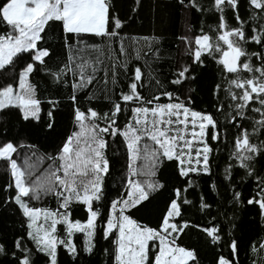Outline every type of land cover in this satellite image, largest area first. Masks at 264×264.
I'll list each match as a JSON object with an SVG mask.
<instances>
[{
  "label": "snow or ice",
  "instance_id": "6c2138e0",
  "mask_svg": "<svg viewBox=\"0 0 264 264\" xmlns=\"http://www.w3.org/2000/svg\"><path fill=\"white\" fill-rule=\"evenodd\" d=\"M178 2L189 10L218 13L216 26L210 29L215 36L202 28L194 42L182 37L191 63L175 72L169 81L171 91L153 77L158 94L146 97L140 91L145 87V71L139 65H130L133 60L159 52L153 47L159 38L144 37L146 51L133 46L139 41L126 43L131 38L121 36L125 21L118 13L113 14L111 0H0V80L5 81L0 83V114L17 109L24 121L45 136L57 134L64 116L74 128L64 134L52 155L37 157L32 144L17 146L11 140L0 143V162L6 163L10 175L0 189L7 193L0 203L14 204L26 225V237L15 239L12 249L0 243V256L8 264H59L61 248L73 262H78L84 255H95L98 235L106 241L115 236L113 247L104 249L110 264H200L195 249L178 243L189 229L200 227L185 216L193 201L184 193L194 190L195 179L212 175L214 148L233 137L231 162L223 179L231 183L234 173L243 169L245 176L255 179V190L247 198L234 190L231 203L233 207L246 204L257 208L258 215L264 218V174L258 168L264 161V0H243L249 9L248 20L240 15L241 0H211L208 7L201 0ZM53 24L61 26L56 42L67 50L66 60L55 70L49 66L55 54L45 39ZM97 37L99 43L94 42ZM256 46L259 50H249ZM208 57L230 76L223 88L229 100L227 112L220 100L219 83L212 91L217 100L215 114L191 107L194 89L181 99L179 89L174 87L194 81L192 65L202 66ZM145 67L149 69L147 75L152 76L154 69L147 60ZM40 73L50 78L57 90L68 93L66 101L49 98L44 109L45 102L31 83ZM121 77L128 81L123 88ZM90 87L101 95L97 96ZM81 96L89 105L97 99L107 100L108 111L91 106L82 109ZM161 97L167 102H161ZM249 110L260 117L252 118L251 132L243 123L250 119ZM125 112H130V116L125 117ZM219 114L223 120L217 119ZM121 118L126 120L123 125ZM109 137L122 138L127 155L126 175L121 178L124 190H117L115 198L107 191V178L111 175L106 154ZM24 148L31 156L25 155L20 163L14 154L19 156L18 149ZM33 157L41 166L51 161L40 175L36 174L39 167L31 162ZM166 161L173 162L178 180L187 187H173L153 227L134 218L133 212L146 208L153 195L165 188L158 173ZM140 176L148 179H137ZM211 187L215 190L217 182ZM48 196L56 200V209L31 206L32 201ZM105 201L110 203L102 215ZM199 204V211L211 208L203 197ZM77 205L84 208L85 221L74 218L73 208ZM216 219L212 217L213 221ZM58 226H63V235ZM200 230L214 245L227 249L217 253L214 264H239L240 244L232 233H225L224 227L217 224ZM78 233L84 237L79 246L74 241ZM259 249L264 251V242ZM252 251H257L255 246ZM85 264L90 262L85 260Z\"/></svg>",
  "mask_w": 264,
  "mask_h": 264
},
{
  "label": "trees",
  "instance_id": "16d2710c",
  "mask_svg": "<svg viewBox=\"0 0 264 264\" xmlns=\"http://www.w3.org/2000/svg\"><path fill=\"white\" fill-rule=\"evenodd\" d=\"M210 2L211 0H201V3L205 7H208ZM185 3H187V0H185ZM111 6L113 14L118 13L120 19L125 21L121 36L131 38V40L126 39V43L139 41L138 44H134L133 46L143 48L146 51L147 49L143 38H159V43L153 45L154 49H159V52L154 51L153 53H149L147 57L139 61L133 60L132 65H130V67L139 65L145 71L143 81L145 87L140 89V91L146 97L158 94L153 77H158L164 83V87L171 91L172 88L169 87V81L174 78L175 72L191 63L189 59V48L181 39L182 37H187L194 42V37L201 33L202 28L205 32H209L210 35L215 36V33L210 31V29L215 28L218 18V13H215L214 10L203 13L195 9L189 10L184 8L178 0H139V4L136 3V0H111ZM134 8L136 9L135 12H133ZM239 12L241 17L248 20L249 9L243 0H241ZM228 15L231 17V12ZM230 23L234 24V20H230ZM245 27L247 28L248 24H245ZM60 28L61 26L59 24H53L47 29L48 35L45 38L49 42L46 46L52 47L55 54L54 60L49 61V66L53 70L67 58V50L60 43L56 42ZM99 41L100 38H94V42L99 43ZM249 50L255 51L259 49L256 46ZM131 54L135 56L134 51ZM156 56L159 57L158 60ZM145 60L154 69L152 76L147 75L149 69L145 67ZM256 66H259L258 60L256 61ZM221 67L212 57H208L202 66L193 64L192 75L196 79L191 83L184 84L183 87L179 85L174 86L179 89L181 99H184L189 89H194L191 92L193 98L191 107L195 110H206L215 114L217 100L216 96L212 94V91L215 85L219 83L222 85L219 94L220 100L224 102L225 112L229 111V100L225 96L223 88L227 87L225 81L230 76L227 73H222ZM4 82L0 80V83ZM127 82L126 78L121 77L120 87L123 88ZM31 83L37 86L38 96L42 102H45L43 104L45 110L47 109L46 101L49 98L58 97L66 101L68 93L57 90L51 79L45 78L44 73L34 76L31 79ZM90 90L95 91L97 96L101 95L95 88L90 87ZM161 102H167L166 98L161 97ZM88 106L104 112L108 111L109 103L107 100L97 99L89 105V102L81 96L82 109H86ZM252 107H258V105L253 104ZM249 114L250 119L243 121V123L248 127V131L251 132L252 128L250 125L252 118L258 120L260 117L259 114L251 113L250 110ZM124 116H130V112H125ZM223 118L222 114L217 115V119L223 120ZM119 122L123 125L126 123V120L121 118ZM73 130V124L67 116L60 119L56 135L45 136L43 133L38 132L33 124L24 121L17 109L6 110L3 114H0V143L11 140L17 146L20 144L35 145L37 155L40 157L46 154H55L60 140L64 138V134H70ZM232 131L235 132L236 130L232 129ZM107 139L109 147L106 154L111 166V175L107 178V191L112 198H115L117 190L120 192L124 190L121 178L126 175V147L122 143V138L113 140L109 137ZM261 139H264V137H261ZM233 140L234 137L228 141L221 142L214 148L212 175L210 177L202 176L195 179L193 181L194 190L188 189L184 193L189 200L193 201V206H189V210L185 213V216L192 224H198L200 227L189 229L187 235H183L178 243L181 246L195 249L200 264H214L217 253L221 251L227 252L226 248L214 245L211 242V238L201 232V228L204 226L210 227L212 224L222 225L225 233L230 232L239 240V264H264V251H260L259 249V244L264 242V218L258 215L257 208L246 204L233 207L231 203V196L234 190L241 191L245 198L254 192L255 179H249V177L245 176L243 169L234 173L231 183L223 179L225 168L231 162L229 160V154L232 150ZM254 142H257L255 138ZM212 143L215 144L216 142ZM18 150L19 152L24 150L30 153L27 148ZM258 168L264 174V161L258 165ZM158 179L165 184V188L153 195L152 203L147 205L146 208L141 209L139 212H133L134 218L153 227L157 225L173 187L177 185L187 187L181 180H178L173 162H165L158 173ZM8 180H10V175L6 171V163L0 162V189L3 188ZM213 182H217V188L215 190L211 187ZM6 195L7 193L0 190V201H3ZM201 197L211 205V208L205 212L199 211V200ZM109 203L110 201H105L104 206L101 207L102 215L107 212ZM31 206L56 209L57 203L52 196H48L41 201H33ZM73 215L74 218L81 219L82 221H85L87 218L84 208L80 205L73 208ZM213 216L217 218L215 221L212 220ZM229 218L232 219V223H229ZM25 227L24 218L14 204L6 205L0 203V243H3L6 248L12 249L15 239L21 236L26 237ZM58 229H60L61 235H63V226H58ZM83 238V234L78 233L74 236V241L79 246L82 245ZM114 239L115 236L110 237L106 241L102 236L98 235L95 255L91 257L84 255L78 262H73L70 257L65 255L64 250L61 248L58 255L59 264H85V260L89 261L90 264H110V258L104 253V249L112 248V241ZM28 245L31 246V243L28 242ZM253 246L256 247V252L252 251ZM8 259H11L10 253ZM0 264H8V261L3 256H0Z\"/></svg>",
  "mask_w": 264,
  "mask_h": 264
},
{
  "label": "rangeland",
  "instance_id": "374dc122",
  "mask_svg": "<svg viewBox=\"0 0 264 264\" xmlns=\"http://www.w3.org/2000/svg\"><path fill=\"white\" fill-rule=\"evenodd\" d=\"M148 143H151L150 141L148 142ZM20 154H19V156H17V155H15L14 154V158H16L17 160H18V162H20V163H22L23 162V158H24V156L25 155H28V156H31V152L29 153V152H27V151H24V150H21L20 152H19ZM37 157H40L39 155H37ZM37 157H33L32 158V163H34V164H36L38 167H39V171L36 173L37 175H40L43 171H44V169L45 168H47L48 167V164H50L51 163V161H45L44 163H43V165L41 166L40 164H39V160L37 159ZM59 162H57V164H58ZM138 164L139 163H141V162H137ZM62 174V173H61ZM137 179H140V180H145V179H148L147 177H144V176H140V177H137ZM33 203V201L31 202V204ZM43 221L41 220V221H39L38 223H42Z\"/></svg>",
  "mask_w": 264,
  "mask_h": 264
}]
</instances>
